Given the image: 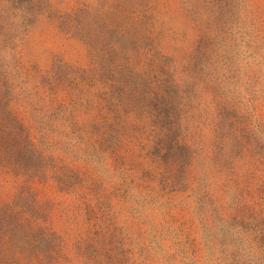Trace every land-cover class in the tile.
<instances>
[{
	"label": "rangeland",
	"instance_id": "1",
	"mask_svg": "<svg viewBox=\"0 0 264 264\" xmlns=\"http://www.w3.org/2000/svg\"><path fill=\"white\" fill-rule=\"evenodd\" d=\"M0 264H264V0H0Z\"/></svg>",
	"mask_w": 264,
	"mask_h": 264
}]
</instances>
